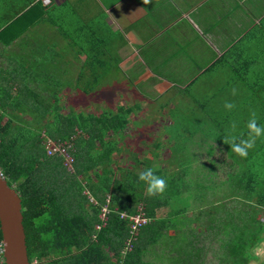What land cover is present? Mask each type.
<instances>
[{"label":"trees","instance_id":"16d2710c","mask_svg":"<svg viewBox=\"0 0 264 264\" xmlns=\"http://www.w3.org/2000/svg\"><path fill=\"white\" fill-rule=\"evenodd\" d=\"M34 9L44 11L40 0L0 3L4 10L0 44L8 46L24 32L28 23L7 41L3 39ZM96 80L92 78V85ZM231 80L234 97L242 90L244 96L232 102L231 114L225 116L226 127L182 132L177 122L165 142L170 145L173 141L170 147L176 157L165 168L155 159L132 162L128 168L112 159L120 150L109 137L127 128L133 112L130 105H117L116 111L104 108L97 115L72 108L66 114L54 109L50 116L31 113V127L15 125L14 118L1 123L0 116V168L20 198L29 264L259 261L256 251L264 249V136L255 140L246 157L234 153L230 143L234 135L248 138L246 124L254 110L258 111L257 122L264 125V78ZM186 134L196 141L185 138ZM48 140L64 144L73 158L72 171L67 170L62 155L46 154ZM154 145L157 151L162 143L157 140ZM183 151H189L190 156L177 157ZM149 167L165 178L164 193L148 195L146 183L138 179ZM104 206L110 211L106 225L96 230ZM139 207L149 221L139 228L131 250L123 254L125 242L131 238L129 217L136 215ZM122 213L126 218L120 217Z\"/></svg>","mask_w":264,"mask_h":264},{"label":"crops","instance_id":"0c3cea01","mask_svg":"<svg viewBox=\"0 0 264 264\" xmlns=\"http://www.w3.org/2000/svg\"><path fill=\"white\" fill-rule=\"evenodd\" d=\"M12 2L24 0H0ZM40 2L44 11L27 13L3 39L28 23L24 32L0 44L1 123L14 118L31 127V113L66 114L93 104L97 115L108 104L111 111L130 105L127 128L109 137L120 150L112 159L128 150L132 162L166 165L174 155L173 141L165 142L177 122L182 132L223 129L231 114L224 104L234 97L231 78H264V0ZM115 76L110 95H99L103 78ZM89 78L98 80L92 85ZM93 93L95 103L87 101Z\"/></svg>","mask_w":264,"mask_h":264},{"label":"water","instance_id":"95a60500","mask_svg":"<svg viewBox=\"0 0 264 264\" xmlns=\"http://www.w3.org/2000/svg\"><path fill=\"white\" fill-rule=\"evenodd\" d=\"M0 231L4 264H29L17 192L0 178Z\"/></svg>","mask_w":264,"mask_h":264},{"label":"clouds","instance_id":"9594fccd","mask_svg":"<svg viewBox=\"0 0 264 264\" xmlns=\"http://www.w3.org/2000/svg\"><path fill=\"white\" fill-rule=\"evenodd\" d=\"M147 3L148 0H145ZM233 94H235V89H233ZM234 107L233 103L228 101L225 102V109H232ZM235 129L236 125L233 123L231 125ZM247 127V139L239 138L237 135L231 137L230 147L234 153L240 157H246L248 150L254 145L255 140L258 137L264 136V125L257 122V115L253 112L246 124ZM238 140V142H237ZM138 179L146 183V190L148 195L162 194L165 192L167 183L164 177L155 174L153 168H146L144 171L139 173Z\"/></svg>","mask_w":264,"mask_h":264},{"label":"rangeland","instance_id":"374dc122","mask_svg":"<svg viewBox=\"0 0 264 264\" xmlns=\"http://www.w3.org/2000/svg\"><path fill=\"white\" fill-rule=\"evenodd\" d=\"M90 80L92 79V78H89ZM120 80V78H117V76H115L114 78H103V81H102V83L100 84V86H99V89H100V93H99V95H102V96H104V97H107V96H109L110 95V91H111V88H112V85L114 84V83H116V82H118ZM125 82L126 83H128L127 82V79H125ZM231 93H233V90H231ZM92 95V97H90V98H88V100L87 101H89V102H94L95 103V99H94V93L93 94H91ZM244 96V93H243V90H242V92H238V97H233L231 100H230V102H235L236 103V99H237V101H241L242 100V97ZM80 100L81 101H83L84 99L83 98H80ZM108 102H109V100H108ZM107 106V108H109V104L108 105H106ZM78 107H75V111H77V110H80V109H77ZM77 109V110H76ZM97 109H99L98 108V106H97V108L93 105V104H91V106H89V107H87V109H86V111L88 110V111H90V113H93V114H95V113H97ZM225 109V108H224ZM85 111V112H86ZM64 112H66V111H64ZM253 112H255L256 113V115L258 114V111L257 110H254ZM29 119V117L28 116H26V120H28ZM152 127H157L156 125H152ZM140 128H141V125H138L137 127H136V134H137V137L138 138H141L142 137V135H143V131H141L140 130ZM155 128H153L152 130H151V132L152 133H155L156 131V129ZM127 131L130 133V135L131 136H133L134 135V129H133V127H128V129H127ZM133 133V134H132ZM186 137H188V134H186L185 135V138ZM184 148H186L187 146H183ZM129 155H130V152L127 150H125V151H122L118 156H116L115 157V155H113V157L119 162L118 163V165L120 166V167H122V168H128L129 166H130V164L132 163V158H129ZM190 156V153H189V151H184V152H182V153H179V157H181V158H187V157H189ZM167 156H165V158H166ZM141 160V159H140ZM140 162V161H139ZM158 165L160 166V167H163V168H165L166 166H168L169 164H166L165 165V163L164 162H160V163H158ZM171 166V165H170ZM113 167H116L115 165H113ZM67 170L68 171H70L68 168H67ZM165 216V215H164ZM256 253H257V256H259V261H251L249 264H260L261 263V261H262V259H263V257H264V249H261L260 250V248L256 251Z\"/></svg>","mask_w":264,"mask_h":264},{"label":"built area","instance_id":"2783aa9c","mask_svg":"<svg viewBox=\"0 0 264 264\" xmlns=\"http://www.w3.org/2000/svg\"><path fill=\"white\" fill-rule=\"evenodd\" d=\"M44 3H47L48 0H43ZM45 151L46 154L48 156H52L55 153H58L59 155H62L65 159H64V164L65 166L72 171V162H73V158L68 156L64 147V144H54L52 142H50L49 140L45 142ZM0 178L6 180L5 175L2 171V169L0 168ZM89 200L92 202L93 199L92 197H89ZM107 202V200H106ZM110 211L107 209L106 206L102 207L101 209V213L99 215L100 220L102 221L101 224H98L95 226L96 230H99L101 227H104L106 225V221H107V214ZM121 218H126V215L124 213L120 214ZM130 221H131V231H130V239H127L125 242V249L122 252L124 254L125 251H130L131 250V241L135 238V236L137 235V232L139 230V228L143 225H145L149 220L148 218H146L144 216V214L142 213V209L139 207L138 208V213H136V215L129 217ZM4 262L3 259V244L2 242L0 243V263ZM117 264H122V263H117Z\"/></svg>","mask_w":264,"mask_h":264}]
</instances>
